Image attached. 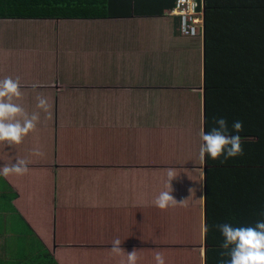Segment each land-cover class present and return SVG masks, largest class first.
Wrapping results in <instances>:
<instances>
[{"label": "crops", "instance_id": "crops-1", "mask_svg": "<svg viewBox=\"0 0 264 264\" xmlns=\"http://www.w3.org/2000/svg\"><path fill=\"white\" fill-rule=\"evenodd\" d=\"M11 22L23 21L0 20ZM40 22L56 37L71 33L68 60L59 51L29 58L10 33L0 36V80L19 77L16 102L40 113L21 144L0 142V169L17 159L28 165L23 175H0V210L7 208L0 228L12 209L31 233L30 249L39 245L58 264H121L133 250L137 264H155L156 252L165 264H209L208 210L264 206V174L199 159L207 130L204 35H183L171 12ZM37 95L47 97V113L36 108ZM169 168L178 204L161 210L153 200ZM1 238L16 244L13 234ZM115 238L122 255L111 252ZM210 257V264L219 259L213 250Z\"/></svg>", "mask_w": 264, "mask_h": 264}, {"label": "trees", "instance_id": "trees-1", "mask_svg": "<svg viewBox=\"0 0 264 264\" xmlns=\"http://www.w3.org/2000/svg\"><path fill=\"white\" fill-rule=\"evenodd\" d=\"M177 0H0V20H95L136 16H165ZM168 6L169 8H165ZM205 88L207 131L214 119L224 117L231 130L240 120L244 129L243 155L225 163L207 157V166L229 172L264 174V0H205ZM238 170V171H237ZM256 185V184H255ZM264 187V185H263ZM256 190L257 187H256ZM245 194V201L248 199ZM247 198V199H246ZM248 204L240 212L229 207L208 210L207 236L209 264L222 249L223 237L214 225H254L264 219L262 204ZM240 207L241 204H240ZM1 214L7 212L2 207ZM0 228V237L16 236V244L0 239V264H58L39 245L34 249L30 231L21 217L11 209ZM254 211V212H253ZM253 212V219L248 216ZM212 233L215 239L210 241ZM217 264V262L215 263Z\"/></svg>", "mask_w": 264, "mask_h": 264}, {"label": "clouds", "instance_id": "clouds-1", "mask_svg": "<svg viewBox=\"0 0 264 264\" xmlns=\"http://www.w3.org/2000/svg\"><path fill=\"white\" fill-rule=\"evenodd\" d=\"M23 98L22 84L19 77L6 76L0 80V142L19 145L30 132L37 128L40 122V113H29L16 101ZM36 108L48 112L49 102L44 95H37ZM214 126L206 132L202 129L199 148V159L203 162L206 156L212 160L220 157L222 164L228 159L243 155L242 138L240 133L244 124L240 120L232 122L231 130L226 118L214 119ZM36 155H42L37 148ZM28 171L27 161L17 159L15 164L6 165L0 169V175L5 177L10 174L23 175ZM176 170H167L166 188L159 192L153 200V204L161 210L175 207L178 201L172 193L171 181L176 177ZM193 189L189 191L192 192ZM185 199L183 202H185ZM182 202V203H183ZM264 215V213H261ZM223 237L217 264H264V219L258 220L254 225H233L232 223H218L214 225ZM207 231V229H205ZM121 240L115 238L112 241L111 252L115 255H122L124 250L120 247ZM137 251L133 250L127 254L126 261L121 264H137ZM155 264H165L164 255L156 252Z\"/></svg>", "mask_w": 264, "mask_h": 264}, {"label": "rangeland", "instance_id": "rangeland-1", "mask_svg": "<svg viewBox=\"0 0 264 264\" xmlns=\"http://www.w3.org/2000/svg\"><path fill=\"white\" fill-rule=\"evenodd\" d=\"M49 24H57L56 21L48 22ZM72 21L63 22L62 25H70ZM14 28H7L5 24H0V36L4 39L7 33L13 37L14 45L24 44L26 53L29 58L36 60H50L56 56V51L60 52V58L68 60L73 36L71 33H63L60 37L45 33L42 29L44 22L30 21V22H11ZM61 24V23H60ZM27 28V29H24ZM16 49V48H15ZM15 56L16 53L14 52ZM51 70L50 61H48L47 71Z\"/></svg>", "mask_w": 264, "mask_h": 264}, {"label": "built area", "instance_id": "built-area-1", "mask_svg": "<svg viewBox=\"0 0 264 264\" xmlns=\"http://www.w3.org/2000/svg\"><path fill=\"white\" fill-rule=\"evenodd\" d=\"M171 14L180 18L183 35H204L205 0H178Z\"/></svg>", "mask_w": 264, "mask_h": 264}]
</instances>
